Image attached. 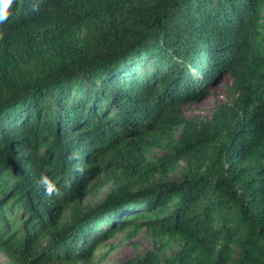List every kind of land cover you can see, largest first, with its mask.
Returning a JSON list of instances; mask_svg holds the SVG:
<instances>
[{
  "label": "trees",
  "instance_id": "16d2710c",
  "mask_svg": "<svg viewBox=\"0 0 264 264\" xmlns=\"http://www.w3.org/2000/svg\"><path fill=\"white\" fill-rule=\"evenodd\" d=\"M0 30L8 264H100L143 230L178 251L123 264H264V0H16ZM226 76L236 98L185 119Z\"/></svg>",
  "mask_w": 264,
  "mask_h": 264
},
{
  "label": "rangeland",
  "instance_id": "374dc122",
  "mask_svg": "<svg viewBox=\"0 0 264 264\" xmlns=\"http://www.w3.org/2000/svg\"><path fill=\"white\" fill-rule=\"evenodd\" d=\"M230 85L231 79L226 76L224 80L221 81L220 85L210 89L202 99L193 104L185 105L182 112L183 117L194 122H204L210 118L214 107L223 104L228 100H233L236 98V96L232 95V93L228 91ZM42 152L43 150L41 153ZM162 155V152L157 149L152 150L149 154L151 159L160 157ZM183 168L184 165L181 164V168L170 173L166 179L156 175L155 181H179L184 175V171L182 170ZM102 192L103 193H101V195L104 194V191ZM99 199L103 198L99 196ZM127 233V231H124L123 233L116 234L111 240L106 242L107 245H113L117 247L111 251L100 264H123L124 262L133 258L142 257L147 251L153 248H163L161 250L162 256H170L178 251V246L176 243H166V241L160 242L159 240L157 241L150 235V233L144 230L137 236L135 240L124 239ZM106 250L107 248L102 250V252H105ZM0 264H8L1 255ZM76 264L81 263L77 261Z\"/></svg>",
  "mask_w": 264,
  "mask_h": 264
},
{
  "label": "clouds",
  "instance_id": "9594fccd",
  "mask_svg": "<svg viewBox=\"0 0 264 264\" xmlns=\"http://www.w3.org/2000/svg\"><path fill=\"white\" fill-rule=\"evenodd\" d=\"M16 0H0V26H3L9 18L13 15V6ZM5 32L0 30V39H3ZM75 170L81 174L84 172V167L77 164ZM38 185L44 189V193L49 198L62 199L65 195V191L58 187L57 183L45 172L42 171L38 180ZM71 183L66 181L64 188L69 189Z\"/></svg>",
  "mask_w": 264,
  "mask_h": 264
}]
</instances>
